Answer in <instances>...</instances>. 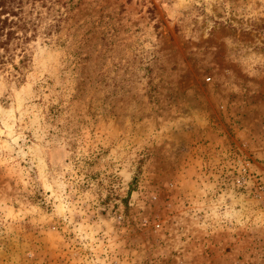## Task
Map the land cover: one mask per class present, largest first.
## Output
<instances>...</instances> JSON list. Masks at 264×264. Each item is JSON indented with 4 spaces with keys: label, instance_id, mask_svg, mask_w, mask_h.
<instances>
[{
    "label": "rangeland",
    "instance_id": "obj_1",
    "mask_svg": "<svg viewBox=\"0 0 264 264\" xmlns=\"http://www.w3.org/2000/svg\"><path fill=\"white\" fill-rule=\"evenodd\" d=\"M36 4L0 264H264V0Z\"/></svg>",
    "mask_w": 264,
    "mask_h": 264
},
{
    "label": "trees",
    "instance_id": "obj_2",
    "mask_svg": "<svg viewBox=\"0 0 264 264\" xmlns=\"http://www.w3.org/2000/svg\"><path fill=\"white\" fill-rule=\"evenodd\" d=\"M32 3L30 10L26 5ZM37 0H0V70L8 71L9 75L20 79L24 74L28 56L24 44L39 32L41 18L34 17L33 11ZM47 3V0H41ZM56 25H49L46 30H52ZM19 57L18 62H16ZM11 65L13 71L9 70Z\"/></svg>",
    "mask_w": 264,
    "mask_h": 264
}]
</instances>
